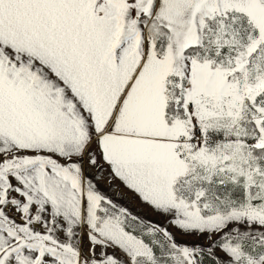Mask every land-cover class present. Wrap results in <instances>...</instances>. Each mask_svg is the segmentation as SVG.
I'll return each instance as SVG.
<instances>
[{"label":"snow or ice","instance_id":"1","mask_svg":"<svg viewBox=\"0 0 264 264\" xmlns=\"http://www.w3.org/2000/svg\"><path fill=\"white\" fill-rule=\"evenodd\" d=\"M0 264H264V0H0Z\"/></svg>","mask_w":264,"mask_h":264}]
</instances>
